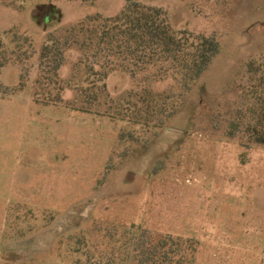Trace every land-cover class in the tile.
I'll list each match as a JSON object with an SVG mask.
<instances>
[{"label":"rangeland","instance_id":"rangeland-1","mask_svg":"<svg viewBox=\"0 0 264 264\" xmlns=\"http://www.w3.org/2000/svg\"><path fill=\"white\" fill-rule=\"evenodd\" d=\"M127 1L0 0V264H138L148 236L194 240L195 264H264V146L248 135L264 92V0H138L221 45L176 113L150 126L108 105L82 111L77 90L104 83L77 72L75 50L56 79L71 82L61 104L40 67L49 33ZM144 81L112 74L98 100L125 110L130 91L175 85Z\"/></svg>","mask_w":264,"mask_h":264},{"label":"trees","instance_id":"trees-1","mask_svg":"<svg viewBox=\"0 0 264 264\" xmlns=\"http://www.w3.org/2000/svg\"><path fill=\"white\" fill-rule=\"evenodd\" d=\"M49 9L46 19L53 18L57 12L54 6ZM47 38L48 44L41 52L40 67L44 81L58 85L59 96L55 103H63L60 94L71 87V82L59 86V80L56 79L65 64L66 53L75 50L79 54L74 66L77 72H83L88 77L94 76L104 83L97 90H77L87 97L84 106L88 105V109L83 108L82 111L93 112V108L99 110L104 108L103 105H108L105 112L116 110L117 115H121L122 111H131L136 119L135 124L144 122L146 126H150L153 120L159 119L163 123L171 118L178 109V100L191 91L221 51V45L215 38L175 30L163 9L145 5L138 0H128L124 9L116 16H89L73 26L49 33ZM2 48L0 40V55L5 60L0 63V68L10 62ZM115 73L129 74L133 78L142 74L144 82L171 79L175 85L165 92H154L149 86L142 87L140 91H130L126 99L129 107L125 106L124 110L125 102L121 103L122 100L117 102L111 99L106 104H101L98 100L101 95L110 98L104 81ZM262 83L264 84V77ZM176 87L179 91H176ZM133 94L138 101L130 100ZM257 101L260 107L253 109L256 123L249 126L248 135L254 139L255 144L264 146V92ZM111 117L116 116L112 114ZM121 120L124 121L125 118ZM144 238V245L134 251L138 264L196 262L198 246L194 240L170 236L157 240L150 236Z\"/></svg>","mask_w":264,"mask_h":264}]
</instances>
